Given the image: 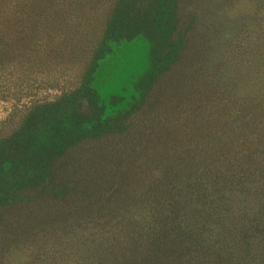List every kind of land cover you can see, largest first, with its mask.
I'll return each instance as SVG.
<instances>
[{
	"label": "rangeland",
	"instance_id": "rangeland-1",
	"mask_svg": "<svg viewBox=\"0 0 264 264\" xmlns=\"http://www.w3.org/2000/svg\"><path fill=\"white\" fill-rule=\"evenodd\" d=\"M129 1L0 0V154L41 126L43 115L69 107L65 102L79 107L76 113L95 112L91 94L106 107L108 122L117 117L124 127L60 155L61 176L45 178L43 195L27 189L0 200V264H128L147 245L146 238L132 239L128 218L142 229L155 224L151 211L170 201L173 176L166 174L187 168L188 180L199 170L198 158L188 164L183 137L217 127L237 151L209 173L215 186L195 181L182 196L222 208L210 233L236 249L232 260L264 264V2L234 0L221 32L240 17L242 32L238 25L198 50L207 39L197 28L209 0H191L189 22L176 28L179 52L172 50L167 69L154 77L156 88L135 95L157 63L144 39L111 32V15Z\"/></svg>",
	"mask_w": 264,
	"mask_h": 264
},
{
	"label": "trees",
	"instance_id": "trees-1",
	"mask_svg": "<svg viewBox=\"0 0 264 264\" xmlns=\"http://www.w3.org/2000/svg\"><path fill=\"white\" fill-rule=\"evenodd\" d=\"M233 1L209 0L206 2L205 13L197 29L199 34L202 32L205 36L207 35L208 40H204L205 45L203 41L197 44L196 37L201 40L202 35L197 33L192 35L198 50H203L207 46L206 41L214 42L218 39L223 41V37L231 33L238 25L242 32L244 25H242L241 17L240 22L238 20L230 26L232 30L225 29L221 32L222 15H225L224 13ZM262 1L264 2V0H258V2ZM190 2L191 0H151L149 4H145L144 0H130L116 14L111 15L112 28L110 29L118 39L142 38L150 45L148 52H151L153 47L156 55L154 62L157 64L152 69L150 68L153 72L149 75L145 72L142 80L138 81V86L142 89L139 91L134 85L132 86V89L135 88V95L140 94L141 91L147 93L152 86L153 89L156 88L158 84L156 85L157 81L154 77L163 73L165 70L161 69L164 67L167 69L165 61L173 53L172 50L179 52L177 48L180 49L182 36L180 32L176 33V28L181 20L184 24L189 22L190 15L187 13L186 6L188 7ZM261 13L264 16L263 10ZM194 23L196 25L197 21ZM214 24H217L215 28H213ZM187 58L188 56L185 59ZM87 91L91 93L89 88ZM90 98L92 99H89V103L97 107L95 112L92 113L90 110L89 113L83 111L76 113L79 107L65 102L67 103L65 105L69 107H64V105L55 107L51 116H42L41 119L45 116L46 118L41 121V126L34 125L23 139L19 138L8 146L10 148L6 147L2 150L0 154V200L10 198L13 194L20 196V192L27 189L43 195L48 192L45 178L58 179L57 177L61 176L57 175V173L60 174L57 170L60 167L57 162L58 158L60 155L63 157L70 148L74 147V144L79 145L88 139L91 140L94 135L105 132H108L106 135L109 132L116 133L113 134L116 136L122 134L124 127L121 119L116 117L113 123H109L104 116L106 107L101 102L93 100L92 94ZM149 107L155 109L154 105ZM125 115L127 116L128 113L125 112ZM115 123L119 124L111 125ZM131 128L132 125L127 126L128 132ZM231 128L234 129L233 126ZM231 128L228 126L227 131L232 130ZM210 130L211 132L202 128L195 132L191 130L187 134V139L183 137L185 141L182 140V143L192 153L188 164L198 158L199 170H192L194 172H191L188 180L185 177V170L188 172L187 168L166 174V177L173 176V178L169 177L173 185L170 201L164 203L157 211H154V208L151 211L150 215L158 214L155 224L150 228L142 229L139 219L135 218V221L128 218L127 225L134 233L132 239L135 240L137 237L138 240H145L146 238L147 243L140 253L136 252L135 255L129 257L128 264H238L237 260H232V251L236 249L226 246L223 240L210 233L212 232L209 227L210 223L216 215L222 212V208L214 205L212 200L209 203H197L192 193L184 197L181 193L184 188L190 191L195 181H204V179L208 186L210 184L215 186L209 173L215 171L220 163L227 160L226 153H233L238 149L232 146L235 143L233 140L231 143L224 134H220L221 129L217 127ZM222 147L224 153L220 152ZM106 155L100 158L105 159ZM188 164H184V167H188ZM205 183L201 182V184ZM57 184H60V180ZM60 185L65 187V183ZM60 193V199L65 197L66 192L61 190ZM142 210L143 215L147 217L145 208Z\"/></svg>",
	"mask_w": 264,
	"mask_h": 264
}]
</instances>
